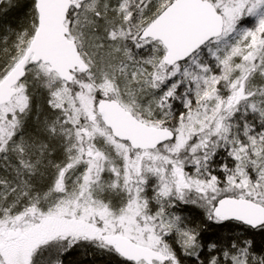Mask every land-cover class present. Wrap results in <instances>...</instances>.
Returning a JSON list of instances; mask_svg holds the SVG:
<instances>
[{
  "label": "snow or ice",
  "instance_id": "snow-or-ice-1",
  "mask_svg": "<svg viewBox=\"0 0 264 264\" xmlns=\"http://www.w3.org/2000/svg\"><path fill=\"white\" fill-rule=\"evenodd\" d=\"M0 264H264V0H0Z\"/></svg>",
  "mask_w": 264,
  "mask_h": 264
},
{
  "label": "trees",
  "instance_id": "trees-1",
  "mask_svg": "<svg viewBox=\"0 0 264 264\" xmlns=\"http://www.w3.org/2000/svg\"><path fill=\"white\" fill-rule=\"evenodd\" d=\"M12 15L14 16V15H15V13H12Z\"/></svg>",
  "mask_w": 264,
  "mask_h": 264
}]
</instances>
